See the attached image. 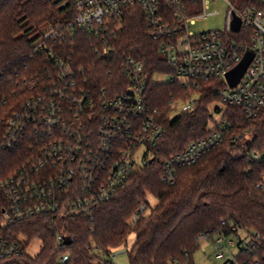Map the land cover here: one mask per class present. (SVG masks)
I'll use <instances>...</instances> for the list:
<instances>
[{
	"label": "built area",
	"instance_id": "obj_1",
	"mask_svg": "<svg viewBox=\"0 0 264 264\" xmlns=\"http://www.w3.org/2000/svg\"><path fill=\"white\" fill-rule=\"evenodd\" d=\"M75 17L44 30L36 50L53 67L47 86H42L7 110V99L0 92V258H11L30 251L39 236H14L7 228L16 222L42 214L58 217H90L93 210L113 198L135 170L150 165L154 147L165 134L148 97V73L135 57L120 53L116 40L125 27V16L139 11L150 36L159 41L160 52L172 72L164 73L167 82H179L189 89L182 112L196 108L203 92L201 82L216 79L218 98L207 106L210 118L205 136L164 162L161 179L174 183L177 168L192 165L211 149L224 142L230 121L229 108L239 107L252 119L264 108V0H252L241 10L229 2L227 29L196 32L197 18L206 16L207 0H70ZM217 1V0H214ZM242 24L232 30L234 14ZM228 32L241 33L238 39ZM93 36L92 48L102 60L114 63L127 77L125 90L109 96V87L97 88L93 73L77 61L73 47L80 33ZM230 36V37H229ZM252 49L254 57L235 85L227 73ZM111 72V71H110ZM252 161H264V152H252ZM264 190V175L257 183ZM141 204L133 213L136 221L145 213ZM225 224V221H222ZM230 232L211 239L217 259L231 264L240 247L249 250L260 233L232 224ZM7 231V232H6ZM243 233V235H242ZM57 243L65 234L59 232ZM237 247V253L232 249ZM43 248V247H42ZM42 250V249H41ZM93 264H115L126 249L104 252L92 246ZM68 255L61 257L66 262ZM230 261V262H229Z\"/></svg>",
	"mask_w": 264,
	"mask_h": 264
},
{
	"label": "trees",
	"instance_id": "obj_2",
	"mask_svg": "<svg viewBox=\"0 0 264 264\" xmlns=\"http://www.w3.org/2000/svg\"><path fill=\"white\" fill-rule=\"evenodd\" d=\"M232 1H238L240 9L252 2ZM75 15L70 0H0V92L7 99V110L16 109L47 86L53 67L36 50V42L44 30ZM125 22L115 45L121 54L145 65L150 105L159 110V120L165 126L164 136L153 149V162L132 172L113 198L95 208L90 217L42 214L11 224L9 234L39 236L43 248L35 256L23 253L0 258V264H93L92 246L111 252L127 244L133 232L136 239L125 252L129 264H196L199 237L204 234L214 239L222 232L229 233L232 224L261 237L249 250L240 247L231 264H264V190L257 187L264 175V161L250 157L252 152H264V108L249 119L239 107L231 106L224 142L196 163L177 168L174 183L163 181L164 162L207 134V105L218 98L214 89L218 81L201 82L203 94L196 108L172 118L173 100L187 96L189 89L179 82L154 80L155 73L172 72L161 55L160 43L150 36L141 12H129ZM93 39L81 32L75 46L66 43L62 47L67 51L73 47L77 61L88 70L96 64L93 78L97 88L109 87V96L125 90L127 77L112 61L107 66L108 60L97 56ZM149 195L157 204L152 205ZM143 203L147 205L145 213L132 221ZM2 207L0 201V217ZM59 232L65 234L61 245L56 240ZM66 254L67 261L62 262Z\"/></svg>",
	"mask_w": 264,
	"mask_h": 264
},
{
	"label": "rangeland",
	"instance_id": "obj_3",
	"mask_svg": "<svg viewBox=\"0 0 264 264\" xmlns=\"http://www.w3.org/2000/svg\"><path fill=\"white\" fill-rule=\"evenodd\" d=\"M207 1H208L207 2L208 9L206 11L207 15L197 18L195 21V24L191 25V28L196 32H204V31L216 30V29L218 30L227 29L226 19H227L228 11L230 9L229 2L233 3V1L232 0H217V1L207 0ZM237 4H238V1L234 2V5L238 9H240V7H238ZM227 33L235 39H238L241 35V33H234V32H228V31ZM164 73H166V71L163 73H155L154 80L158 82H167V78L164 76ZM179 98H183V97H179ZM177 99L173 100V102L176 101ZM211 103L212 102H210L207 106H209ZM183 104H184L183 100H180L177 103H175V105L172 107L171 112H170V116L172 118L180 113V111L182 110ZM149 199L152 205L157 204V200L155 197L153 196L151 197V195H149ZM135 239H136V234L133 232L129 236L127 244L119 248L117 251L130 248L133 245ZM200 244H201V247L195 253V256H194V260L196 264H224L226 262L227 258L226 259L216 258L215 253H214V245L211 241L207 239H201ZM42 247L43 245L39 240H34L31 244L30 251L33 254H36L41 251ZM232 249L235 253H237L238 250L236 246H233ZM114 262L115 264H129L128 254L120 253Z\"/></svg>",
	"mask_w": 264,
	"mask_h": 264
},
{
	"label": "water",
	"instance_id": "obj_4",
	"mask_svg": "<svg viewBox=\"0 0 264 264\" xmlns=\"http://www.w3.org/2000/svg\"><path fill=\"white\" fill-rule=\"evenodd\" d=\"M241 24H242L241 18L235 13L231 26L232 30L235 32L239 31ZM253 57H254V51L252 49L246 51L241 62L235 68H233L227 73L226 75L227 80L231 86H235L240 81V79L246 72V69L248 68L249 64L251 63Z\"/></svg>",
	"mask_w": 264,
	"mask_h": 264
}]
</instances>
